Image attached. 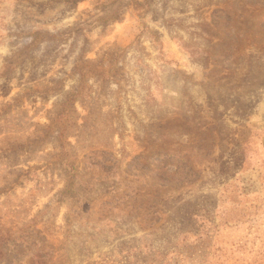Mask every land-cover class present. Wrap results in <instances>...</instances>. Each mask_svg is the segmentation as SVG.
Masks as SVG:
<instances>
[{"label": "rangeland", "instance_id": "rangeland-1", "mask_svg": "<svg viewBox=\"0 0 264 264\" xmlns=\"http://www.w3.org/2000/svg\"><path fill=\"white\" fill-rule=\"evenodd\" d=\"M0 264H264V0H0Z\"/></svg>", "mask_w": 264, "mask_h": 264}]
</instances>
